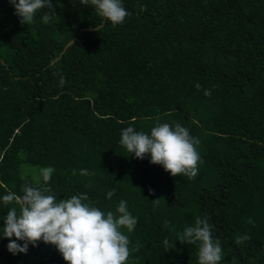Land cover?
Masks as SVG:
<instances>
[{"label": "trees", "instance_id": "trees-1", "mask_svg": "<svg viewBox=\"0 0 264 264\" xmlns=\"http://www.w3.org/2000/svg\"><path fill=\"white\" fill-rule=\"evenodd\" d=\"M52 3L53 21L22 25L0 0V196L52 167L58 199L87 194L105 212L127 202L138 222L121 228L126 264H198V244L177 240L196 217L220 264H264V0H122L117 25L80 0ZM158 122L199 139L195 178L120 144L123 129ZM7 213L0 204V228ZM9 242L0 235V264H67L55 245L14 255Z\"/></svg>", "mask_w": 264, "mask_h": 264}, {"label": "clouds", "instance_id": "clouds-1", "mask_svg": "<svg viewBox=\"0 0 264 264\" xmlns=\"http://www.w3.org/2000/svg\"><path fill=\"white\" fill-rule=\"evenodd\" d=\"M22 25H31L36 14L42 12L44 22L53 21L57 15L52 0H9ZM84 6H93L105 21L113 25L121 24L130 13L122 0H80ZM47 9L48 11H45ZM195 87L199 90L201 85ZM210 95L211 90H204ZM200 141L192 137L187 128L176 123H157L150 134L136 131L134 127L122 130L120 144L135 154L138 159L150 155V163L162 165L173 177L181 174L192 179L198 174L201 157L197 151ZM54 169L44 167L39 170L40 178L35 186L25 183L20 193L8 191L0 196V204L8 209L0 235L9 239L8 251L12 254L27 253L29 245L38 242L55 245L67 264H126L130 255L129 238L121 228L132 232L138 222L128 210L127 202L121 200L116 211H102L93 206L87 194L60 198L49 186ZM88 175L87 170H81ZM114 190L107 193L111 199ZM157 199L156 201H158ZM155 202V201H154ZM165 221V227H168ZM15 237V239H12ZM243 236L237 244L248 240ZM181 244H198V264H220L223 250L219 240H214L212 226L207 219L195 218L194 226L185 227L177 239ZM17 241H22L21 245ZM165 249L169 241L164 239Z\"/></svg>", "mask_w": 264, "mask_h": 264}, {"label": "water", "instance_id": "water-1", "mask_svg": "<svg viewBox=\"0 0 264 264\" xmlns=\"http://www.w3.org/2000/svg\"><path fill=\"white\" fill-rule=\"evenodd\" d=\"M104 23V22H103ZM83 30H91V29H89V28H84V29H82L81 31H83ZM74 41H75V39H73V40H71L66 46H65V48H64V50H63V52L61 53V55L56 59V60H54L53 62H52V64H54L55 62H57L62 56H63V54L66 52V50L74 43Z\"/></svg>", "mask_w": 264, "mask_h": 264}, {"label": "rangeland", "instance_id": "rangeland-1", "mask_svg": "<svg viewBox=\"0 0 264 264\" xmlns=\"http://www.w3.org/2000/svg\"><path fill=\"white\" fill-rule=\"evenodd\" d=\"M32 169H33V171H35V172H38V171H37V170H38V168H36V167H35V168H32Z\"/></svg>", "mask_w": 264, "mask_h": 264}]
</instances>
